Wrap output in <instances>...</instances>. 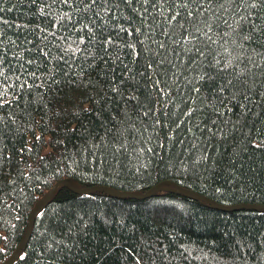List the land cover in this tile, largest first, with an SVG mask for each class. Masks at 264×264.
Returning <instances> with one entry per match:
<instances>
[{"label":"trees","instance_id":"trees-1","mask_svg":"<svg viewBox=\"0 0 264 264\" xmlns=\"http://www.w3.org/2000/svg\"><path fill=\"white\" fill-rule=\"evenodd\" d=\"M61 181L171 190L61 185L11 264H264V0H0V264Z\"/></svg>","mask_w":264,"mask_h":264},{"label":"water","instance_id":"water-1","mask_svg":"<svg viewBox=\"0 0 264 264\" xmlns=\"http://www.w3.org/2000/svg\"><path fill=\"white\" fill-rule=\"evenodd\" d=\"M66 186L69 189H71L72 191L76 192V193H90L93 191H105L108 192L110 194L119 196V197H131V198H136V199H145V198H149L151 197L154 193L158 192L159 190H171L170 188H166V187H162V186H156L152 189H150L149 191H147L146 193H142V194H135V193H129V192H123V191H119L110 187H74L72 185V183H70L69 181H61L56 183L52 189L46 194V196L39 201V203L36 205L34 211L32 212L31 216H30V221H29V227H28V231L25 235V237L23 238L22 242L20 243L19 247L17 248V250L15 251L14 255L4 264H11L19 255V253L21 252L22 248L25 246V244L27 243V241L29 240L30 236H31V232H32V227H33V222L34 219L37 215V212L40 208L45 207L50 199L52 198V196L54 195V193L56 192V190L61 186ZM178 191L184 192V193H190V191L182 189V188H178ZM216 207L224 209V210H229V209H233V208H240L241 206H224V205H216ZM253 209H262L264 208V205H256L251 207Z\"/></svg>","mask_w":264,"mask_h":264}]
</instances>
